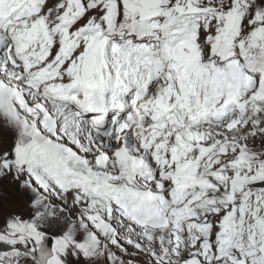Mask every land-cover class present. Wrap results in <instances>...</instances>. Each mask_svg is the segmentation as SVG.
Instances as JSON below:
<instances>
[{
	"label": "snow or ice",
	"instance_id": "1",
	"mask_svg": "<svg viewBox=\"0 0 264 264\" xmlns=\"http://www.w3.org/2000/svg\"><path fill=\"white\" fill-rule=\"evenodd\" d=\"M0 264H264V0H0Z\"/></svg>",
	"mask_w": 264,
	"mask_h": 264
}]
</instances>
